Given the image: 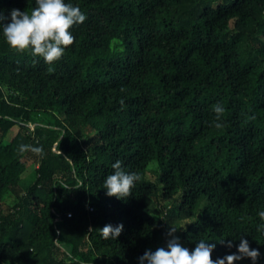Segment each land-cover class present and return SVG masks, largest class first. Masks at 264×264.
<instances>
[{"label": "trees", "instance_id": "1", "mask_svg": "<svg viewBox=\"0 0 264 264\" xmlns=\"http://www.w3.org/2000/svg\"><path fill=\"white\" fill-rule=\"evenodd\" d=\"M74 2L87 19L51 66L0 38V264H138L170 223L189 247L244 232L264 253V0ZM117 159L141 175L125 199L103 184Z\"/></svg>", "mask_w": 264, "mask_h": 264}, {"label": "clouds", "instance_id": "2", "mask_svg": "<svg viewBox=\"0 0 264 264\" xmlns=\"http://www.w3.org/2000/svg\"><path fill=\"white\" fill-rule=\"evenodd\" d=\"M86 19L87 13L74 0H35V6L30 12L16 7L7 13L0 10V38L11 49L28 52L51 66L64 56L76 40L73 27ZM225 111L222 102L218 101L213 106V124L216 128L223 127L221 117ZM30 148L31 145H20L21 152ZM111 168L113 171L103 180L106 195L125 199L131 195L141 175L137 171L126 170L119 159L112 162ZM257 216L264 221V208L257 212ZM123 229V222L108 223L101 227V235L105 239L117 238ZM258 230H264V224L258 225ZM177 231L178 227L170 223L165 231V243L155 250L151 247L145 249L137 257L138 264H237L245 259L258 264L264 255L259 247L252 246L244 232L240 233L238 239L231 236L220 240L200 239L194 247H189L182 242ZM217 243L229 251L223 255H214ZM233 248L234 251L231 250Z\"/></svg>", "mask_w": 264, "mask_h": 264}, {"label": "rangeland", "instance_id": "3", "mask_svg": "<svg viewBox=\"0 0 264 264\" xmlns=\"http://www.w3.org/2000/svg\"><path fill=\"white\" fill-rule=\"evenodd\" d=\"M17 128H18L17 126L13 127V129H11L8 136L10 137V135L13 134V132H16ZM150 175L152 178H155L156 173L150 171ZM34 178H35V164L31 160H29L27 163V168L24 171V173L22 174V178H21L22 186H24V187L28 186L29 184H31L33 182ZM13 200H14V198L12 195H10V194L7 195L6 200H5V206L11 204L13 202ZM183 243L185 245H187L185 241H183Z\"/></svg>", "mask_w": 264, "mask_h": 264}]
</instances>
